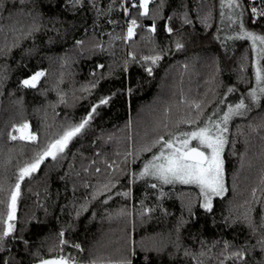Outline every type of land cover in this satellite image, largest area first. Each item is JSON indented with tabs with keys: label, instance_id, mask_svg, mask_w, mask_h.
I'll return each instance as SVG.
<instances>
[{
	"label": "trees",
	"instance_id": "16d2710c",
	"mask_svg": "<svg viewBox=\"0 0 264 264\" xmlns=\"http://www.w3.org/2000/svg\"><path fill=\"white\" fill-rule=\"evenodd\" d=\"M12 2L9 0L8 11L0 10V183L5 187L14 183L17 165L43 147L62 124L78 122L101 97L116 95L111 96L109 104L98 106L90 125L69 144L65 154L56 161L45 158L37 172L21 182L17 235L22 229L30 246L8 240V250L0 252V260L11 257V264H33L32 254L37 250L45 257L55 255L48 249L58 244V234L64 229L69 245L79 243L83 248L80 252L66 246L64 252L80 257L82 264L92 259L116 264L124 256L132 264H144L146 255L152 264H194L184 251L199 252L201 240L206 241L205 248L215 241L228 240L237 247L247 241L248 264L264 261L258 245L251 249L258 236L250 235L242 219L232 223L251 207L253 219L259 224L264 208L252 199V189L258 187L264 174V99L246 116L229 121V143L224 152L227 191L214 198L211 213L199 207V189L195 186L162 185L161 196V186L152 188L153 183L133 180L130 173L149 153L139 159L129 156L127 166L124 164L125 152L135 151L157 133H164V124L173 129L177 121L194 113L193 102H204L205 113H211L228 86L235 85L237 92L247 94L254 84L251 43L247 39H227L238 26L228 23L225 27L221 22L220 0H164V18L157 21L156 33L147 30L150 17L142 18L140 23L145 27L138 29L129 42L118 38L126 32L120 0H95L102 11L99 16L90 3L73 8L66 5V0H26V10H21L19 0H14L17 8L13 10ZM129 2L125 0L126 5ZM160 2L151 0L149 7L155 9ZM181 3L186 9L179 7ZM184 10L191 24L183 25L176 15ZM206 14L211 17L209 27L198 18ZM170 15L174 17L169 22L173 34L163 27ZM33 17L39 30L16 41L19 33L12 29L26 30ZM256 19L259 23L254 24L245 12L246 27L261 33L264 19ZM217 35L219 40L214 38ZM178 38L184 45L179 51L175 48ZM14 41L17 46L12 47ZM97 43L103 45L102 51L93 47ZM161 49L163 58L149 76L141 57ZM129 51L135 54V62L128 57ZM125 60H129L127 71ZM200 60L203 64L198 63ZM98 64L104 67L97 68ZM189 64L194 67L193 74L185 69ZM241 64L246 66L243 76L247 83L239 81ZM40 70L46 74L35 88L20 85L22 79ZM97 80L95 88L89 87ZM163 89L168 96L155 111L144 113L143 109L155 102ZM59 94L64 103L59 102ZM25 120L37 140H9V131L19 137L12 125ZM180 130L191 128L181 125ZM93 160L94 166L90 163ZM106 160L115 161L124 171L106 169ZM84 167L88 172L83 171ZM95 168H100L99 174ZM109 175L117 176L119 183L110 193L91 199L97 182ZM125 190L128 196L116 195ZM86 198L88 210L77 217L76 211ZM189 205L194 217L188 212ZM145 208L152 211L144 212ZM226 217L228 224L224 222ZM181 220L187 223L177 241L176 229ZM133 246L135 256L130 255ZM155 248L161 251L157 253ZM219 251V246L213 248V258H205V264H216L214 257Z\"/></svg>",
	"mask_w": 264,
	"mask_h": 264
},
{
	"label": "snow or ice",
	"instance_id": "6c2138e0",
	"mask_svg": "<svg viewBox=\"0 0 264 264\" xmlns=\"http://www.w3.org/2000/svg\"><path fill=\"white\" fill-rule=\"evenodd\" d=\"M151 0H130L126 5L125 0H120V7L125 16L126 32L122 38L125 42H129L137 34V30L144 28L145 25L140 23L142 18L151 19V24L147 25V30L150 33H156L157 21L163 19L164 0H161L160 4L155 9L149 7ZM85 3H90L96 10L97 16L102 14L101 9L96 5L95 0H66V5L73 8L83 7ZM9 0H0V10L8 11L7 5ZM21 10H26V0H19ZM185 8L186 6L181 3L179 6ZM17 8L16 3L12 2V9ZM227 8V20L230 24L237 25L238 28L233 30V35L228 36L229 40L247 39L251 42V51L253 59L251 62L254 76V84L248 88L246 96L242 95L237 102H229L225 99L229 93L235 92L237 89L235 85H230L223 93V96L219 99V103L211 113H205V103L201 101L193 102L195 109L194 113L183 117L176 122V126L173 129H169L167 124L162 127L165 129L164 133H157L156 136L141 143L135 151H129L124 153L125 167L128 164V157L134 156L139 159L144 153H149L148 158L141 161V167L139 172H131L130 175L133 180H139L142 178H152L157 181L150 186L157 188L161 186L160 195L163 196L162 185L164 184H185L196 185L199 189V207L206 213H211L213 210V198L222 197L227 191L225 183V160L224 152L226 145L229 143V121L234 117H244L252 111L253 107L261 104L264 99V26H262L261 33L254 30H249L245 25V12L249 13V19L254 23H259V19H264V0H220V19L221 22L225 19V9ZM131 9V11H130ZM110 10V9H109ZM11 15V12H10ZM27 15L31 16V11H27ZM177 16L180 17L183 25L192 23L189 19L187 10L177 12ZM128 17H131L128 19ZM200 22L209 27L210 14L198 16ZM174 19L173 16H168L167 21L163 27L166 33L173 34L174 28L170 26V21ZM39 27L36 25L35 17L32 18V24L27 27L26 30L12 29L14 33L18 32L16 41L23 39L25 36L31 35L33 32L38 31ZM219 40L220 36L214 37ZM77 45H82V41H77ZM222 46L224 41L221 40ZM17 46L16 42L12 44V47ZM94 48L103 50L102 44H94ZM184 45L178 38L175 41V48L177 51L181 50ZM10 50V49H9ZM164 49H161L152 56L141 57L143 61L142 67L144 71L151 76L153 74V66L158 64L163 58ZM128 57L132 62H135V54L131 51L128 52ZM129 60L124 62V70L128 69ZM97 68L102 69L103 64H98ZM246 70V66L241 64L239 81L247 83L243 73ZM43 70L36 71L30 76L22 79L20 85L27 88H35L41 77L45 76ZM95 75V73H93ZM103 79V76H101ZM99 81H93L89 87L95 88ZM88 89L85 88L84 91ZM128 94L131 95L132 89L129 88ZM60 95L59 102L64 103V97ZM116 93H112L111 96H115ZM111 96L101 97L97 103L91 105V110L87 114L80 118L78 122H69L62 124L60 130L55 133L43 147L38 148L31 157L26 158L23 163L17 165L16 175L14 183L5 187L3 183H0V252L8 250V240H17L22 242L26 247L30 246L29 241L23 237V230H20V235H17V207L20 197L22 195V181L26 178L32 177L33 173L41 167V164L45 162V158H51L53 161L58 160L69 144L79 136L83 135L85 129L90 125L94 118V114L97 112V108L100 105H107L111 100ZM246 100L248 101L246 103ZM208 103H211L209 101ZM220 105H226V108H221ZM181 125L190 126L191 130L181 131ZM12 128L20 133L19 137L13 135L11 131L8 132L9 140H28L36 141L37 134L35 132L27 131L29 129L28 121H23L20 124H13ZM165 135L167 138H165ZM110 139V137H109ZM195 142V146H193ZM95 143V142H93ZM235 154V153H233ZM99 155V153H97ZM94 166L95 161H90ZM106 169L112 170V172H123L119 165L115 161H105ZM83 171L88 172V167H84ZM95 173H100V168H95ZM63 179V177L61 178ZM119 183L117 176L109 175L103 181H98L94 191L92 192L91 199H96L102 194L111 192V189L115 188ZM89 185L85 184V187ZM260 193L258 196L257 193ZM116 195L128 196L127 190L118 192ZM107 199H111V195L107 196ZM253 203L264 205V174L261 175L259 185L257 188L252 189ZM87 198L85 202L80 205L76 211V216L79 217L82 211H87L88 205ZM143 204V202H142ZM151 208H145L144 212L150 213ZM190 216L194 217L195 213L191 205L188 207ZM143 215V213H142ZM238 219H242L246 226L250 229L251 236H258L255 245H251V249L255 250L257 245L262 254H264V208L261 210L260 222L257 224L252 216V208L249 207L242 218L233 219L232 223H236ZM225 224H228V218H225ZM187 221L181 220L177 224V241H179L180 229L186 224ZM58 244L49 247V253H55V255L43 256L40 250L34 252L33 264H82V259L78 256L72 255L70 252L65 253L64 248L70 246L73 249L83 252V248L79 243H73L69 245V242L64 239L65 231L61 229L59 232ZM201 248L199 252H191L187 248L184 251L185 256H189L194 264H205V258H213L211 256L213 248L220 247L219 254L214 257L216 264H248L246 257L249 255L248 242L245 241L241 247L235 246L228 240L215 241L211 247L205 248L206 241H200ZM179 248V245H177ZM145 252L149 249H144ZM157 253L161 251L159 248L153 249ZM130 255L135 256V247L130 250ZM12 258L6 257L0 260V264H11ZM88 264H105L104 261L92 259L88 261ZM111 264V262H107ZM116 264H132L131 259L128 256H124ZM144 264H152V260L146 255L144 258ZM264 264V261L259 262Z\"/></svg>",
	"mask_w": 264,
	"mask_h": 264
},
{
	"label": "rangeland",
	"instance_id": "374dc122",
	"mask_svg": "<svg viewBox=\"0 0 264 264\" xmlns=\"http://www.w3.org/2000/svg\"><path fill=\"white\" fill-rule=\"evenodd\" d=\"M227 12H228V10H227V8H226V9H225V19H224V21H223V23L225 24V27H228V23H230V22L227 20ZM250 43H251V42H250ZM200 61H201V60H200ZM261 61H262V60H261ZM198 63L203 64V61L198 62ZM186 64H188V63H186ZM189 66H190V64H189L188 67L185 68V69H188V68H189V72L192 71L191 74H193V73L195 72L194 67H191V68H190ZM186 73H187V72H186ZM187 78H188V74H187ZM187 81H190V80L187 79ZM189 85H190V83L188 84V88H189ZM163 90H165V91L162 92V94L156 99L155 102H153L152 104L148 105L146 108L143 109V111H145L144 113H148V114H149V113H151L152 111H155L156 106L159 105L160 102H162V100L164 99V97L168 96V95L165 93V92H166V89H163ZM167 90H169V89H167ZM183 90H185V88L181 90V94H184V93H185ZM164 93H165V94H164ZM242 95L246 96V94H240L239 92L236 91V92L229 93L228 97H225V99L228 100L229 102H233V103H234V102H237V101L239 100V98H240ZM246 101H247V100H246ZM220 107H221V108H226V105H220ZM149 111H150V112H149ZM182 112L185 113V109L182 110ZM27 131L31 132V131H30V128H29ZM182 131H188V130H182ZM19 135H20V133H19ZM193 146H195V142H193ZM140 167H141V166H139L137 169H135L134 172H139ZM139 180H144V181H146V182H148V183H157V181H156L155 179H152V178H142V179H139ZM164 185H185V184L175 183V184H164ZM191 186H195V187H197L196 185H191ZM197 188H198V187H197ZM214 198H216V197H214ZM214 198H213V200H214Z\"/></svg>",
	"mask_w": 264,
	"mask_h": 264
}]
</instances>
